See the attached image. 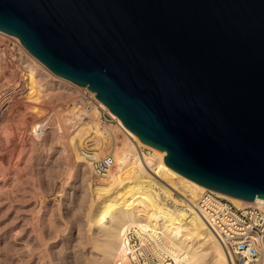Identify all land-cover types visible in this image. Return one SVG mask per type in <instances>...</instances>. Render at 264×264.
Instances as JSON below:
<instances>
[{"label": "water", "instance_id": "obj_1", "mask_svg": "<svg viewBox=\"0 0 264 264\" xmlns=\"http://www.w3.org/2000/svg\"><path fill=\"white\" fill-rule=\"evenodd\" d=\"M0 30L170 168L264 203V0H0Z\"/></svg>", "mask_w": 264, "mask_h": 264}, {"label": "rangeland", "instance_id": "obj_2", "mask_svg": "<svg viewBox=\"0 0 264 264\" xmlns=\"http://www.w3.org/2000/svg\"><path fill=\"white\" fill-rule=\"evenodd\" d=\"M0 39L6 38L0 34ZM36 67L35 71L34 65L26 66L31 86L0 115V264H88L96 255L91 239L100 234L97 223L90 230L85 223L89 195L85 185L89 173L94 172L88 163L84 165L85 162L73 155V148L78 150L76 143L79 140L73 139L72 133L82 125L84 145L87 147V139L92 133L96 139V132H89L84 125L90 122L86 120L91 119L90 112L94 113V109L87 105L88 102L77 99V91L82 88L58 81L51 72ZM74 106L75 113H79L84 123H79L73 130L76 123L69 125L68 118L64 117ZM47 111L52 112L48 127L43 137L36 140L30 135L29 126ZM68 120L72 122L73 118ZM107 123L115 124V121H105L100 125L106 126L100 134L105 148L98 156L105 152L114 155L115 148L110 147L112 133L108 132L110 127ZM114 133L122 136L119 129ZM79 153L82 152L79 150ZM146 188L143 191L149 195L144 194L150 199L159 193ZM158 196L151 200L152 203L150 201L148 209L155 210L162 202ZM175 214L178 218V210ZM93 217L99 221L97 215ZM172 239L176 237L168 240ZM175 241L179 242V239Z\"/></svg>", "mask_w": 264, "mask_h": 264}, {"label": "bare ground", "instance_id": "obj_3", "mask_svg": "<svg viewBox=\"0 0 264 264\" xmlns=\"http://www.w3.org/2000/svg\"><path fill=\"white\" fill-rule=\"evenodd\" d=\"M0 34L10 35L18 39L15 35L5 33L1 30ZM33 61H35V65L39 66L45 72L54 74L36 57H34ZM54 75L58 81H65L72 84V81L69 79L57 74ZM83 87L96 99L97 105L106 109L115 121V124L107 123V125L109 124L108 127H110L108 132L110 134L112 133L111 144L107 142L111 148H115V151L113 150V162L105 173L100 174V177L94 175L96 173H89V180L86 181L87 184L85 185L89 192L88 203H86L85 207L87 230H90L91 226L97 223L98 231L100 232L98 237L95 236L97 238L91 239V236H89L91 246L96 255L88 261V264H116L117 260L126 261L124 247L121 248L119 246V241L123 230L127 226H133V231L141 240L148 237L154 239L157 247L163 249V252L171 258V261L165 264H231L230 261L232 262L233 260L232 255H227L226 251L213 237L202 218L192 207L199 192L205 186L196 183L166 165L162 158L163 153H165L164 150L159 151L139 141L137 136L127 129L102 101L94 96V91L89 90L84 85ZM90 106L94 109V113L90 112L92 117L86 120L90 121L87 124L81 120L82 117L78 112L75 113V106L74 109H68L67 113L64 112L67 114L64 118H73L72 122L67 119L69 125L76 123L72 128L73 130L79 123L83 122L85 127H88L89 132L93 131L97 134L95 136L96 139L93 137L95 133H92L93 135L88 138L92 139L91 143L94 144L89 149L88 145L87 147L84 145L82 125L74 130V133L71 132L72 138L77 139L76 141L79 140L76 143L78 150L73 148V155L77 160L80 159L79 161L85 162L84 165L88 163L89 157L98 156L100 150L102 151L105 148L102 146L104 144L103 135L100 136V134L106 126L104 128L100 126L102 122H99L97 118L98 109L92 104ZM87 113L89 114V112ZM115 129L117 131L119 129L122 136H118L117 133L115 134ZM142 146H147L149 150L144 152L141 149ZM87 149H89V152ZM79 150L82 153H79ZM144 187H147L146 189H150L151 191L157 190L161 193L156 194L155 192L156 195H154L153 199H150V196L144 194L146 193V191H143ZM173 192H177V195H174ZM216 192L235 205L256 202L254 200L247 201L220 191ZM155 196L161 197L162 202L158 204L159 206H156L155 210L148 209L152 203L151 200L156 198ZM158 200L157 202H159ZM177 210L179 212L178 218L175 214ZM94 215H97L99 221L98 219L97 222L95 221L96 218L93 217ZM166 237L168 239L170 237H176V239H179V242H176V239L169 241L165 239ZM195 247L197 250H195ZM123 263L127 264V262Z\"/></svg>", "mask_w": 264, "mask_h": 264}, {"label": "built area", "instance_id": "obj_4", "mask_svg": "<svg viewBox=\"0 0 264 264\" xmlns=\"http://www.w3.org/2000/svg\"><path fill=\"white\" fill-rule=\"evenodd\" d=\"M4 36L6 39H0V115L15 98L23 96L28 87L30 80L26 66L34 65L35 71L37 68L33 55L18 39L10 35ZM71 83L82 88L77 91V99L88 102V106L94 105L102 123L113 120L106 109L97 105L96 99L86 88ZM51 116L52 112L47 111L29 126L32 138L39 140L43 137ZM91 141L92 139L87 140L89 147L93 146ZM141 149L144 152L149 150L147 146ZM112 162L113 156L110 152L88 158L90 169L97 175L105 173ZM173 194L177 195V192ZM192 207L227 255H232L233 264H264L263 202L235 205L216 191L205 187L199 192ZM119 246L124 247L126 261L117 260L116 264H165L171 261L163 249L157 247L154 239H139L133 226H127L123 230ZM232 262L230 261L231 264Z\"/></svg>", "mask_w": 264, "mask_h": 264}]
</instances>
